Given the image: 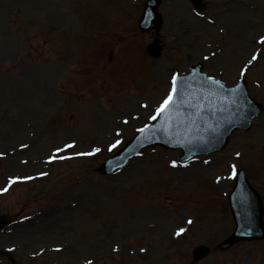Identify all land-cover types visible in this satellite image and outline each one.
Instances as JSON below:
<instances>
[{"label":"rangeland","instance_id":"1","mask_svg":"<svg viewBox=\"0 0 264 264\" xmlns=\"http://www.w3.org/2000/svg\"><path fill=\"white\" fill-rule=\"evenodd\" d=\"M143 5L0 0V215L20 213L0 232V264H264V241L218 248L235 227L232 165L264 200V113L221 152L182 162L150 147L116 174L97 170L198 61L230 85L247 79L264 104V0H206L203 11L163 0L157 36L138 27ZM162 218L184 231L173 237ZM200 244L212 249L195 261Z\"/></svg>","mask_w":264,"mask_h":264},{"label":"water","instance_id":"2","mask_svg":"<svg viewBox=\"0 0 264 264\" xmlns=\"http://www.w3.org/2000/svg\"><path fill=\"white\" fill-rule=\"evenodd\" d=\"M201 10L203 0H191ZM162 0H146L139 24L142 30H159L163 18L159 12ZM148 52L158 57L161 46L157 41L148 45ZM203 63L194 64L189 73L179 75L177 103L159 115L156 121L139 131L128 144L100 165V172L109 175L124 167L144 148L161 145L181 149V159L222 150L230 135L237 129L249 130L253 118L263 106L249 95L247 82L241 80L228 86L215 78L212 83L203 71ZM230 206L236 223L235 231L220 248L228 249L236 242L247 239H264L263 204L258 192L249 184L245 171L239 170L230 194ZM13 221V217L0 216V230ZM210 248L200 245L194 250L195 259L206 256Z\"/></svg>","mask_w":264,"mask_h":264},{"label":"snow or ice","instance_id":"3","mask_svg":"<svg viewBox=\"0 0 264 264\" xmlns=\"http://www.w3.org/2000/svg\"><path fill=\"white\" fill-rule=\"evenodd\" d=\"M261 42L264 43V37L261 38ZM257 57L256 56H253L252 57V60H255ZM251 62V61H250ZM212 83H218V81L215 80V78L213 77H209L208 78ZM178 84H179V74H176L172 77V86H171V91L170 93L168 94V96L163 100V103L160 105L159 108H157L156 110V115H154L153 117H151L153 120L157 119V117L161 114H163L164 112H167L169 111L172 106L174 104L177 103V93L179 91V88H178ZM141 131H143V129H141ZM120 142L117 141L116 144H113L111 147L112 148H115ZM22 147H26V145H22ZM75 147V144H68V145H65V148H73ZM63 149H57V151H62ZM100 149L99 148H96L93 150V153H76V155H91V154H94V153H97L99 152ZM0 155H3L2 153H0ZM237 155H239V153H237ZM50 159H53V158H50ZM173 166L175 167L176 166V162L173 161ZM45 173H41V175H44ZM232 174H233V177H235V175L237 174V170H236V166L235 165H232ZM20 178L17 177V178H14L12 179L10 182L11 183H15L17 180H19ZM26 179H32L31 177H28ZM5 191L7 189H4ZM188 223H191V221H188ZM184 231V229H180L179 232H177L176 234L177 235H180L182 232ZM141 251H143V249H141ZM88 264H91V261L88 262Z\"/></svg>","mask_w":264,"mask_h":264},{"label":"bare ground","instance_id":"4","mask_svg":"<svg viewBox=\"0 0 264 264\" xmlns=\"http://www.w3.org/2000/svg\"><path fill=\"white\" fill-rule=\"evenodd\" d=\"M197 165H200L201 163H195ZM222 174L218 175L219 178L218 182H222L224 180V178L221 177ZM208 218H212L213 214L211 213H207L206 214ZM158 218V217H157ZM214 218V217H213ZM158 221H163V225H165L166 227H168V229H170V233L172 234L173 237H179V235H177L176 233L180 231V229H182V227L186 224L183 223L181 224V222H184L183 220H181V222L179 223L176 219H172L169 218L167 220L162 219H157ZM186 222H188V220H186ZM15 252L17 251V246L12 248Z\"/></svg>","mask_w":264,"mask_h":264}]
</instances>
